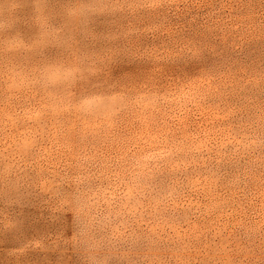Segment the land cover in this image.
Listing matches in <instances>:
<instances>
[{"label": "rangeland", "instance_id": "rangeland-1", "mask_svg": "<svg viewBox=\"0 0 264 264\" xmlns=\"http://www.w3.org/2000/svg\"><path fill=\"white\" fill-rule=\"evenodd\" d=\"M0 264H264V0H0Z\"/></svg>", "mask_w": 264, "mask_h": 264}]
</instances>
